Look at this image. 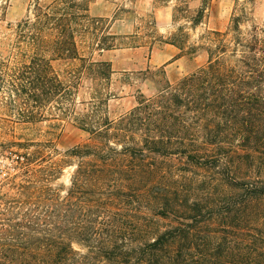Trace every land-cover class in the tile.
<instances>
[{"label": "trees", "instance_id": "1", "mask_svg": "<svg viewBox=\"0 0 264 264\" xmlns=\"http://www.w3.org/2000/svg\"><path fill=\"white\" fill-rule=\"evenodd\" d=\"M204 5L177 4L173 20L193 28ZM35 11L48 49L79 61L76 81L110 78L108 61L77 50L87 3ZM242 17L196 45L179 24L163 42L206 61L174 82L163 67L139 72L158 76L154 90L116 118L103 110L107 91L71 114L70 85H60L63 116L88 137L63 153L74 169L62 194L48 164L0 207V264H264V26L243 31Z\"/></svg>", "mask_w": 264, "mask_h": 264}, {"label": "rangeland", "instance_id": "2", "mask_svg": "<svg viewBox=\"0 0 264 264\" xmlns=\"http://www.w3.org/2000/svg\"><path fill=\"white\" fill-rule=\"evenodd\" d=\"M52 1L0 0V140L21 147L28 158L18 177L0 186V207L22 196L30 170L40 177L48 164H56L49 185L62 194L69 184L74 161L68 158L69 165H63V153L88 135L73 115L63 116L62 83L72 91L71 114L81 111V101L95 92L107 91L111 96L103 110L116 118L135 105L139 92L149 95L154 90L158 76L139 72L163 67L167 80L174 82L206 61L203 51L179 56L175 46L163 42L179 24L189 35L188 45L198 44L207 31H225L234 16H243V31L253 24L264 26V0H81L91 21L77 28V50L81 56L108 61L112 70L108 80L96 85L85 75L76 81L79 61L60 59L45 45L49 35L35 7ZM203 2L204 17L197 26L173 20L177 4L193 11Z\"/></svg>", "mask_w": 264, "mask_h": 264}, {"label": "built area", "instance_id": "3", "mask_svg": "<svg viewBox=\"0 0 264 264\" xmlns=\"http://www.w3.org/2000/svg\"><path fill=\"white\" fill-rule=\"evenodd\" d=\"M27 154L21 147L0 140V186L17 178L26 166Z\"/></svg>", "mask_w": 264, "mask_h": 264}]
</instances>
